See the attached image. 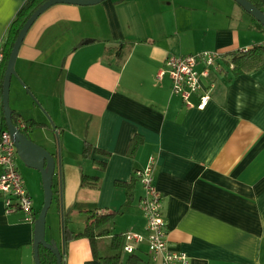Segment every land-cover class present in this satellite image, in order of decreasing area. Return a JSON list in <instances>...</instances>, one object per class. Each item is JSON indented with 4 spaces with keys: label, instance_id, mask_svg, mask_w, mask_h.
Here are the masks:
<instances>
[{
    "label": "crops",
    "instance_id": "0c3cea01",
    "mask_svg": "<svg viewBox=\"0 0 264 264\" xmlns=\"http://www.w3.org/2000/svg\"><path fill=\"white\" fill-rule=\"evenodd\" d=\"M26 1L0 0V52ZM261 45L264 32L233 0H106L44 12L23 40L15 72L60 142L61 177L56 169L53 179L58 201L50 223L46 216V241L62 250L61 208L74 234L83 231L86 212H118L110 234L96 243L98 257L161 264L145 242L131 255L122 250L126 232L146 237L134 173L153 158L171 250L186 254L189 264H264V68L235 73L236 58ZM202 51L223 58L201 79L203 87L216 84L205 108H195L196 95L189 108L172 94L169 77L158 81L156 74L167 56ZM16 82L11 110L22 120L31 99ZM34 121L45 125L38 130H50L48 122ZM134 137L142 142L129 156ZM85 142L89 158L82 156ZM46 146L57 160V150ZM82 177L99 178L97 188H82ZM117 182L131 185L130 198ZM24 185L30 196H41L38 182ZM33 209V220L20 211L7 214L0 194V264H35L39 211ZM116 236L119 250L111 247ZM63 262L103 264L84 238L65 244Z\"/></svg>",
    "mask_w": 264,
    "mask_h": 264
},
{
    "label": "built area",
    "instance_id": "2783aa9c",
    "mask_svg": "<svg viewBox=\"0 0 264 264\" xmlns=\"http://www.w3.org/2000/svg\"><path fill=\"white\" fill-rule=\"evenodd\" d=\"M0 52V62L2 61ZM223 55L217 51H202L189 56H167L163 67L156 74V80L168 76L171 81V92L178 96L183 103L192 108L190 98L198 97L197 109H204L210 100L211 93L216 87L210 80L203 87L201 79L209 78L210 69H217L218 61ZM203 66L201 72L197 66ZM19 131L26 129L23 121L18 120L15 126ZM17 157L14 143L7 130L0 133V194L3 195L5 213L20 211L29 220H33L34 209L31 196L27 192L23 180L16 169ZM155 159L151 158L145 168L134 173L135 179L140 183L143 195L139 200V208L145 218L146 237L140 233L128 231L123 235V252L133 254L137 247L146 243L152 261L160 260L161 264H189L186 254L170 249L167 241L166 222L161 210V196L154 186Z\"/></svg>",
    "mask_w": 264,
    "mask_h": 264
},
{
    "label": "water",
    "instance_id": "95a60500",
    "mask_svg": "<svg viewBox=\"0 0 264 264\" xmlns=\"http://www.w3.org/2000/svg\"><path fill=\"white\" fill-rule=\"evenodd\" d=\"M106 0H47L43 3L24 23L19 31L13 47L11 49L2 82V112L6 124V130L10 135L14 147L16 149L17 157L20 161L32 170L39 172L41 175L43 188V204L34 222V240H33V254L34 263L41 264L39 259V248L42 247L50 251L56 259V264H64L61 259V251L64 252V227H63V211L61 208V224H62V250L60 251L54 242H47L45 239L46 232V216L50 209L53 198V178L57 169L59 179L60 173V157L58 153L57 160L47 150L33 143L27 135L19 131L12 123V110L9 107V89L11 78L16 75L15 62L18 51L23 43L25 36L29 29L36 22V20L48 9L55 5H72L79 7H90L101 4ZM237 3L248 15H250L263 29H264V13L256 8L248 0H233Z\"/></svg>",
    "mask_w": 264,
    "mask_h": 264
},
{
    "label": "trees",
    "instance_id": "16d2710c",
    "mask_svg": "<svg viewBox=\"0 0 264 264\" xmlns=\"http://www.w3.org/2000/svg\"><path fill=\"white\" fill-rule=\"evenodd\" d=\"M46 1L47 0H31L23 3V5L16 13L14 20L11 22L9 26L5 42L3 44V47L1 48V54L3 58L2 61L0 62V113H1L0 133L6 131V124L2 112L1 97H2L3 76L11 49L24 23ZM248 1L251 2L259 10H261V7L264 5V0H248ZM257 26L264 32V29L258 23ZM117 56L119 59H121L120 50L117 52ZM235 64H236V68H235L236 74L264 68V46L261 45V46L252 47L251 49L245 51L240 57L236 58ZM11 119L13 125L15 126L17 121L21 120L19 115L16 114L14 111H12ZM24 124L26 127V129L22 131L24 135H27L28 131L41 129L45 126L44 124L38 123L34 120L26 121ZM141 142L142 140L140 137H134L128 145L127 154L129 156H132L138 149ZM95 152L100 153L105 157L109 156L107 152H104L99 149H95ZM90 155H91V145L85 142L83 145L82 156L84 158H89ZM104 169H105V163H100L99 170H104ZM98 183H99V178L97 177L81 178L82 188L94 189L97 188ZM116 185L124 188L126 191L127 198H130L131 185L129 183L117 182ZM117 214L118 212H113L111 214H103V215L91 211L86 212L87 217L84 223V229L81 233L78 234L71 233L68 230L67 228L68 221L66 218H63L65 244L79 238L87 239L91 244L93 255L95 258L100 259L103 264H116L118 260V256L109 259H102L98 257L96 251V243L99 239L107 237L110 234V229H109L110 224ZM111 247L113 248V250L120 249L119 237L116 236L113 238ZM60 255L63 261L64 252L61 251ZM39 259L41 264H56V259L53 256V254L42 247L39 248Z\"/></svg>",
    "mask_w": 264,
    "mask_h": 264
},
{
    "label": "rangeland",
    "instance_id": "374dc122",
    "mask_svg": "<svg viewBox=\"0 0 264 264\" xmlns=\"http://www.w3.org/2000/svg\"><path fill=\"white\" fill-rule=\"evenodd\" d=\"M17 75V74H16ZM19 82L18 77L14 76L11 78L10 82V89H9V107L12 109L14 108L16 104V87H17V82ZM25 93L28 94L29 99H31L30 104L26 105V109L24 112H21V117L24 123L29 120H37L41 119L46 122H48V125L50 127V130H32L27 132V137L35 144L38 146L44 148L45 150H49L46 145L50 144L54 150H57L58 153H60V142H59V137H56L54 133L52 132V121L49 118V115L46 113L44 108L40 105V103L37 101V99L34 97V95L31 92H28L26 86H24L21 82H19ZM42 100V98H41ZM15 166L17 171L19 172L23 183L26 184L27 186L34 185V183L38 182L39 185L41 186V196L36 197L35 195H31V199L34 204V208L37 209V211H40L42 204H43V188H42V181H41V175L39 172L32 170L30 168H27L18 157L15 159ZM55 181V177L53 178ZM56 182L53 183V198H52V203L50 206V209L48 210L47 213V220L51 221V218L53 217V213L57 207V201H58V196L56 195ZM38 216V215H37ZM37 219V217H36ZM46 239V238H45ZM62 240V239H61Z\"/></svg>",
    "mask_w": 264,
    "mask_h": 264
}]
</instances>
